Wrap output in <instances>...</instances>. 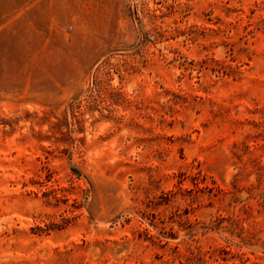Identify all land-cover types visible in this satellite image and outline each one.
Masks as SVG:
<instances>
[{
	"label": "rangeland",
	"instance_id": "obj_1",
	"mask_svg": "<svg viewBox=\"0 0 264 264\" xmlns=\"http://www.w3.org/2000/svg\"><path fill=\"white\" fill-rule=\"evenodd\" d=\"M0 264H264V0H0Z\"/></svg>",
	"mask_w": 264,
	"mask_h": 264
}]
</instances>
